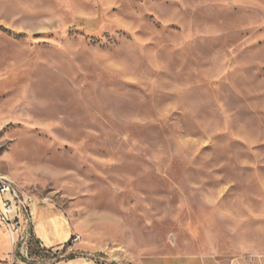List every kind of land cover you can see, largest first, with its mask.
<instances>
[{"label": "rangeland", "instance_id": "374dc122", "mask_svg": "<svg viewBox=\"0 0 264 264\" xmlns=\"http://www.w3.org/2000/svg\"><path fill=\"white\" fill-rule=\"evenodd\" d=\"M0 177L83 248L0 264L264 255V0H0Z\"/></svg>", "mask_w": 264, "mask_h": 264}, {"label": "crops", "instance_id": "0c3cea01", "mask_svg": "<svg viewBox=\"0 0 264 264\" xmlns=\"http://www.w3.org/2000/svg\"><path fill=\"white\" fill-rule=\"evenodd\" d=\"M23 232L30 235V241L34 238L36 248L43 252H63L66 244L78 236L76 225L56 204L34 199L24 220ZM30 241L29 250L31 249ZM19 247L20 245L13 244L9 232L0 226V256L8 254L12 248L15 250ZM80 247L78 243H72L63 254L83 249ZM21 264L26 263L21 262ZM56 264L98 263L90 257L76 256L75 259H68L63 256ZM134 264H264V255L239 257L229 262L216 255L150 256Z\"/></svg>", "mask_w": 264, "mask_h": 264}, {"label": "built area", "instance_id": "2783aa9c", "mask_svg": "<svg viewBox=\"0 0 264 264\" xmlns=\"http://www.w3.org/2000/svg\"><path fill=\"white\" fill-rule=\"evenodd\" d=\"M32 202L33 199L20 196L12 184L0 177V226L9 232L14 245H21V253L27 259H30V235L28 233L24 234L23 224ZM79 240L80 237L76 236L72 243H77ZM54 252L60 253V251L47 253Z\"/></svg>", "mask_w": 264, "mask_h": 264}, {"label": "trees", "instance_id": "16d2710c", "mask_svg": "<svg viewBox=\"0 0 264 264\" xmlns=\"http://www.w3.org/2000/svg\"><path fill=\"white\" fill-rule=\"evenodd\" d=\"M30 245H31V249H30V251H31V255H36V256H37V255H42V254H43V251H42V250H39V249L36 248L34 238L31 239V241H30ZM71 245H72V241H70L68 244H66V246L64 247V250H63V252H61V254H62V253H65V251H66ZM67 258H68V259H75V258H76V255L72 254V255H69Z\"/></svg>", "mask_w": 264, "mask_h": 264}]
</instances>
